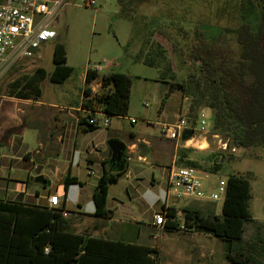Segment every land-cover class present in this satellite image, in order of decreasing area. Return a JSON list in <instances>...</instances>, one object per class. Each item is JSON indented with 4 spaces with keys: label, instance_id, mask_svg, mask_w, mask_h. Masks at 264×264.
Returning a JSON list of instances; mask_svg holds the SVG:
<instances>
[{
    "label": "rangeland",
    "instance_id": "1",
    "mask_svg": "<svg viewBox=\"0 0 264 264\" xmlns=\"http://www.w3.org/2000/svg\"><path fill=\"white\" fill-rule=\"evenodd\" d=\"M260 10V7L248 8L249 19L254 25L258 22ZM240 15L239 0H150L137 7L136 20L132 22L119 15L117 0H64L59 16L52 25L57 37L42 46L39 50L40 57L8 63L0 78V98L18 97L16 94L37 68L52 72L56 65L54 51L58 44L65 46L66 65L73 69L72 75L63 84L51 83L48 79L40 83L41 101L54 105L41 107L43 120L37 121L34 116L28 114L21 119L24 123L14 127L10 119L0 113V200L21 203L40 201L35 190L39 189L43 194L44 187L48 185L35 180L37 168L43 167L41 176L52 183V190L56 191L60 182L64 183L72 162L74 173L90 183L89 190L91 185L97 182L101 167L98 162L89 166L85 158H95L101 151L106 152L111 137L123 143L131 133L145 137H161L162 123H174L185 115L190 118L191 126L197 132L195 139L187 144L183 140L177 141L179 146L174 165L186 167L188 162H196L197 168L209 175L204 181L208 193L216 191L219 182L226 181L230 175L247 178L251 184L252 195L250 212L256 223H264V149L229 148L227 144V149L224 150V135H218L217 138L213 133V116H205L201 111L191 115V99L179 88L173 92L171 90L173 82H185L198 66L188 59V50L184 49L183 56L181 55V44L177 45V41L185 38L187 43L192 42L195 29L200 25L208 38L212 35L208 28L232 30L236 27ZM135 26L137 31L140 30V35L144 34V37L155 44H162L167 52L168 62L173 65L175 80L171 79V74H167V81L160 79V72L165 70V63H161L159 69L134 59L141 45V40L134 38ZM180 30L183 32L180 33ZM174 47L176 53L173 52ZM145 50H148V46ZM113 73H123L131 78L127 116L112 117L107 128L100 126L95 131L78 134V123L74 118L78 116L80 119L85 114L70 109L77 108L80 104H88V100L98 96L102 90H107L109 85H103L102 79ZM87 75L91 79L90 83L86 82ZM29 97L36 98L34 94ZM68 113L72 114L71 117L64 119ZM53 116L61 117L64 121L62 126L65 139L62 144L58 142L59 133ZM201 118L207 123L202 130ZM132 119L136 120V123H133ZM29 153L33 156L32 160L25 158ZM218 165L220 170L214 172L212 168ZM170 167L166 170L167 175ZM89 171H93V174ZM154 171L158 176L155 191L162 193L167 180L162 176L165 169L158 165L154 167ZM143 185L146 184L138 185L122 177L120 182L112 186L109 207H113L115 217L132 223L114 225L120 231L124 229V239L135 237L132 238L135 239L134 242L146 243L149 232L152 233L151 241L157 243L159 249V264L185 263V250L173 256L169 253V250L178 249L179 246L187 248L184 240L192 243L188 251V264H191V261L197 264L200 245H204L203 248L207 252L203 264H231L225 257L226 244L212 235L195 230L184 231L187 235H183L182 230H167L158 234L142 226L147 225L153 214L161 211L159 207L148 209L139 198L144 189ZM83 199L85 200V197ZM223 201L224 199L218 202H198L210 208V212H205V215L218 213L217 216H221ZM118 202L123 203L122 207L119 208ZM170 202L179 207L190 208L192 204H187L194 201H176L172 198ZM76 210L78 206L74 201H68L67 211L74 213ZM68 217L73 225L72 216ZM184 217L185 212L181 214V218ZM94 223L95 221L87 219L80 222L84 226ZM139 228L143 233L137 238ZM71 229L74 231L73 226ZM255 230V225H252L251 231Z\"/></svg>",
    "mask_w": 264,
    "mask_h": 264
},
{
    "label": "trees",
    "instance_id": "2",
    "mask_svg": "<svg viewBox=\"0 0 264 264\" xmlns=\"http://www.w3.org/2000/svg\"><path fill=\"white\" fill-rule=\"evenodd\" d=\"M149 1L117 0L119 15L135 22L137 7ZM239 5L241 15L234 29L208 28L212 31L211 38H208L200 25L195 29L192 42L187 43L185 38L177 41V45L181 44V55L184 49L188 50V59L198 66L185 82H173L171 90L179 88L191 99V115L204 108L212 110L213 133L224 135L223 141L229 148L264 149V0H239ZM249 7L261 8L255 25L249 19ZM135 30L134 38L141 40V45L134 59L159 69L160 64L165 63L160 79L167 81V74H171V79L175 80L173 65L168 62L162 44H155L144 34L140 35L136 26ZM147 46L148 50H145ZM54 62L56 65L50 73L37 68L16 95L30 98L29 95L34 94L35 99L40 98V83L46 79L63 84L73 73L72 67L66 65L63 44L56 46ZM90 80L87 75L86 82L90 83ZM102 82L109 87L88 100L87 107L100 108L111 118L126 117L131 78L123 73H113L103 77ZM79 126L86 131L98 129L88 124L86 117L79 119ZM30 156L27 154L26 158L30 159ZM127 165V160L120 165L111 164L112 170H105L98 179L93 191L95 216L110 217L107 209L109 188L120 181ZM186 167L198 166L190 161ZM212 170L219 171L220 165ZM63 184L66 192L71 185H83L70 170ZM251 196L249 180L230 175L226 180L221 216L185 209V225L190 231L223 241L226 244L225 257L232 264H264V223H256L250 212ZM162 209L166 208L163 206ZM166 211L165 230H181L178 210L168 207ZM64 212H67L65 201L61 208L53 209L0 200V264H159V252L155 248L75 233ZM252 225L256 228L254 232L251 231ZM46 248H49L48 252Z\"/></svg>",
    "mask_w": 264,
    "mask_h": 264
},
{
    "label": "crops",
    "instance_id": "3",
    "mask_svg": "<svg viewBox=\"0 0 264 264\" xmlns=\"http://www.w3.org/2000/svg\"><path fill=\"white\" fill-rule=\"evenodd\" d=\"M42 94V92H41ZM41 97V96H40ZM0 113H3L5 117L9 118L10 121L12 122V125L18 126L24 122L22 117H26V115L30 114L36 118V120H43V111H42V106H50L53 107L54 105L51 103H44L41 101V98H19V97H8V98H0ZM81 104L78 105L77 108H71V111H75L76 113L80 112ZM202 114H205V116H213L212 110L208 109L207 110L203 109L201 110ZM72 114L68 113L66 117H71ZM63 118L53 116L54 119V124L56 126L58 134V142L61 144L64 142L65 139V130L64 127L62 126L63 124ZM77 120L78 126H77V131L79 133L86 132L84 127L79 126V119L78 116L74 118ZM213 125V122H212ZM213 127V126H212ZM114 137H111L113 139ZM42 142V141H41ZM127 147L126 150V160L128 162V167L126 172L122 177H125L127 181L130 182H136L138 185L140 183H145L146 185H143L144 189L140 193L139 198L143 201V203L146 205L148 209L151 208H156L159 207L161 210L162 207L164 206V191L165 188L162 190V193L156 192L155 187L156 184L158 183V176L156 172L154 171L155 166H163L165 171L162 173V176L167 178L166 172L168 171V167L174 165L177 159V151H178V146L179 144L177 141L173 140H168L163 137H145L142 136L138 133H131L129 137L126 139V142L124 143ZM76 147V145H75ZM79 153V151H75ZM30 154V153H29ZM90 155V153H88ZM27 156V154H26ZM25 156V158H26ZM150 157H151V162H150ZM30 159L27 160H32L33 156L29 157ZM86 163L89 166H94L96 162H98L99 166L101 167V174L98 176V179L101 177L103 172L105 170H112L111 164H110V157H109V147L105 151H101L95 158L92 157H86L85 158ZM109 160V163H108ZM73 163L71 164V168L69 169L71 171V174L75 177L78 178V180L83 184V185H71L66 192L64 189V184L60 182V185L56 188V191L52 190V183L50 186H45L44 187V193L42 194L39 189L35 190L36 197L40 199V201H34L32 203H23L26 205L30 206H37L40 208H45L49 207L48 199L50 196L53 195H58L61 198V207L65 201V206L66 210H68V201L72 200L74 201V204L78 206V210H76L74 213H71L69 211L67 216H64L67 219H70L68 216H72L73 218V225L70 221L71 227L73 226L74 232L77 234H85V235H91L93 237L97 238H104V239H110V240H122L127 243H136L132 239L135 237H129L130 239H124L123 237V230H118L115 228V224L119 225H124V224H132L130 222L124 221L120 217H115L114 209L113 207H109V197H110V192L112 189V186L109 188V195H108V201H107V209L110 212V217L109 218H101L95 216V205L93 202V191L94 188L97 185V182L93 185H91V189L88 190L89 187V182L82 180L78 174L74 173V168H73ZM80 163V162H79ZM43 168V167H41ZM167 170V171H166ZM69 172V171H68ZM90 174H93V171H89ZM121 177V178H122ZM47 180V179H45ZM121 180V179H120ZM167 181V180H166ZM120 182V181H119ZM141 187V186H139ZM136 189V188H135ZM66 195V196H65ZM85 197V200L83 199ZM131 198V196L129 195ZM16 202V201H12ZM21 203V202H18ZM195 203L197 205H195ZM192 204V207L190 208H185L187 206H176L169 202L167 205L168 207H175L178 210V219L180 224H182L184 218H181V214L185 211V209H194L198 211H204L210 212V208L206 205H201L198 201H194L191 203H188L187 205ZM119 208L120 206L122 207L123 203L118 202ZM195 205V206H193ZM181 208H185L184 210H181ZM218 215V213H216ZM154 216V214H153ZM153 216L152 219L147 223V225H142L146 226L150 231L156 232V233H162L167 230H158L154 226H152V221H153ZM90 220V221H95L94 224H90L89 226H84V224H80L81 221L83 220ZM175 231H181V230H175ZM142 230L139 228L138 233H137V238H140L142 236ZM183 235H187L184 231H181ZM208 235V234H206ZM149 239H146V243H136L139 245H145L149 246L151 248H155L158 250L157 243L151 241L152 239V233L149 232ZM186 241L187 248H175L172 250H169L170 255H177L179 254L182 250H185V263L183 264H188V251H190L189 247L192 246L191 241L184 240ZM204 245L199 246V257L197 260V264H203L202 262L204 261L205 257H207V252L203 248ZM192 257V256H191ZM192 260V258H191ZM193 264V261H191ZM232 264V263H231Z\"/></svg>",
    "mask_w": 264,
    "mask_h": 264
},
{
    "label": "built area",
    "instance_id": "4",
    "mask_svg": "<svg viewBox=\"0 0 264 264\" xmlns=\"http://www.w3.org/2000/svg\"><path fill=\"white\" fill-rule=\"evenodd\" d=\"M64 0H0V78L4 67L8 63H14L20 59H33L40 57L39 50L47 42L57 37V32L52 29L63 7ZM93 4V3H92ZM148 105V104H147ZM80 112L85 114L88 124L94 127H109L111 117L100 108L82 105ZM205 117V116H204ZM133 123L136 120L132 119ZM207 125L204 118L200 119V129ZM161 137L178 141L183 140L186 130H193L194 135L188 141L195 139L196 129L191 126L190 118L183 115L174 123H162ZM199 131V130H198ZM218 138V135H216ZM223 149H227V143H223ZM209 175L203 173L197 167L171 166L168 172L166 189L164 191V207L167 209L172 198L174 200H192L218 202L225 198L226 181L221 180L216 191L208 193L204 181ZM49 207L61 208V198L58 195L50 196ZM161 209L153 216L152 226L158 230H165L167 211ZM64 216L68 212L63 213ZM177 220L178 215H177ZM182 231H189L185 220L180 224ZM49 248L45 251L48 252Z\"/></svg>",
    "mask_w": 264,
    "mask_h": 264
},
{
    "label": "water",
    "instance_id": "5",
    "mask_svg": "<svg viewBox=\"0 0 264 264\" xmlns=\"http://www.w3.org/2000/svg\"><path fill=\"white\" fill-rule=\"evenodd\" d=\"M194 135L193 130H186L184 133L183 141H188L191 139ZM108 147H109V157H110V163L112 166L120 165L123 161L126 160V150L127 147L126 145L117 140V139H111L108 142ZM237 148H240L239 146ZM41 167H38L36 170V178L35 180L37 182H42L44 184H47L48 186L51 185V183L47 182L43 176H41Z\"/></svg>",
    "mask_w": 264,
    "mask_h": 264
}]
</instances>
